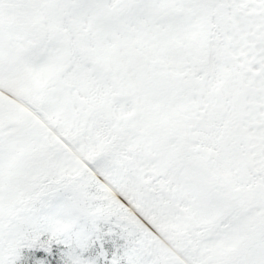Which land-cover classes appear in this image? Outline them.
Here are the masks:
<instances>
[{"label": "snow or ice", "instance_id": "6c2138e0", "mask_svg": "<svg viewBox=\"0 0 264 264\" xmlns=\"http://www.w3.org/2000/svg\"><path fill=\"white\" fill-rule=\"evenodd\" d=\"M0 264H264V0H0Z\"/></svg>", "mask_w": 264, "mask_h": 264}]
</instances>
